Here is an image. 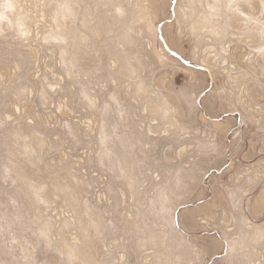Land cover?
Instances as JSON below:
<instances>
[{
    "label": "rangeland",
    "instance_id": "1",
    "mask_svg": "<svg viewBox=\"0 0 264 264\" xmlns=\"http://www.w3.org/2000/svg\"><path fill=\"white\" fill-rule=\"evenodd\" d=\"M0 264H264V0H0Z\"/></svg>",
    "mask_w": 264,
    "mask_h": 264
},
{
    "label": "bare ground",
    "instance_id": "2",
    "mask_svg": "<svg viewBox=\"0 0 264 264\" xmlns=\"http://www.w3.org/2000/svg\"><path fill=\"white\" fill-rule=\"evenodd\" d=\"M174 47V46H173Z\"/></svg>",
    "mask_w": 264,
    "mask_h": 264
},
{
    "label": "crops",
    "instance_id": "3",
    "mask_svg": "<svg viewBox=\"0 0 264 264\" xmlns=\"http://www.w3.org/2000/svg\"><path fill=\"white\" fill-rule=\"evenodd\" d=\"M238 142V141H237Z\"/></svg>",
    "mask_w": 264,
    "mask_h": 264
}]
</instances>
